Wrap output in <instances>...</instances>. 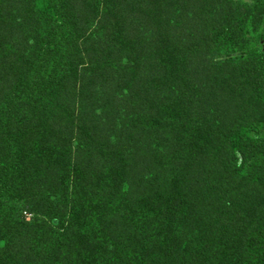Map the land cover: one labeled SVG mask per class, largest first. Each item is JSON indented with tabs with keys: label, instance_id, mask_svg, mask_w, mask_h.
I'll return each mask as SVG.
<instances>
[{
	"label": "rangeland",
	"instance_id": "rangeland-1",
	"mask_svg": "<svg viewBox=\"0 0 264 264\" xmlns=\"http://www.w3.org/2000/svg\"><path fill=\"white\" fill-rule=\"evenodd\" d=\"M101 2L100 8L104 3L106 7L99 13L101 17L92 26L89 19L94 16L96 9L91 1L53 0L56 13L63 21L73 24L72 37H68L60 34L61 29L50 14L38 12L34 0H0V131L7 128L8 124L19 126V121L29 116L25 124H28L34 136L38 135L36 141L40 143L38 150L30 151L28 160L23 162L21 173L6 174L5 163L0 165V178L5 174L0 182V206L4 198L10 200L12 206L14 201L18 205L14 210V218L18 223L12 219V227L5 231L2 237L6 241L26 240V233L29 232V237L34 234L35 230L31 227H38V223L28 225L36 214L24 205L26 203L23 196L30 194L28 199L34 201L39 192L47 191L51 199L48 203L56 205L58 196L46 190L42 182L44 183L49 175L59 173L62 189L65 190L67 183L71 184L70 199H74L62 201L60 204L63 205L60 206L51 207L45 204L43 207L49 210L51 207L53 214L70 213L67 205H72L77 218L81 217L87 221L88 225L94 228L92 231L97 237H108L102 240L100 252L103 258H96V264H107L108 259L111 263L113 259L117 264L121 261L119 254L127 259L126 257L132 258L138 252L131 250V246H145L142 240L124 239L122 232H118L114 224H108L110 218L106 214L108 212L112 218L115 214L121 216L129 204L124 200V196L128 186L131 183L134 186L132 170L126 168L133 158L131 150L136 149L139 154L146 152L148 142L158 147L164 146L167 151L176 155L173 163L177 167L171 172L169 183L173 186L178 181L187 179L191 189L195 174V179L200 184V191L196 194L191 191L192 193H182L171 198L157 195L154 186L153 191L142 189L147 195V200L127 210L128 215L139 211L142 216V230L153 228L160 234L167 233L171 236L175 228L184 222L182 233L189 238L191 229L201 224L200 218L216 217V214L210 213L211 207L224 206L223 187L217 186L214 178H209V173L202 177L201 174L203 171L208 172L213 162L222 164L220 155L211 148L213 137L218 132L217 126L226 131L225 123L233 122L237 106L244 98L248 101L249 94H253L251 87L246 91L238 83L242 73L239 75L234 66L226 63L225 59L229 58L225 54L226 47L230 45L231 50H236L241 38H254L235 26L247 20L252 13L255 16L254 21L260 20L261 13L254 12L252 6V11H248L242 0H233L232 7L241 5L239 12L242 15L229 23L221 19L220 5L223 4L219 0ZM116 21L123 30L132 31L134 42L131 45L110 39L109 30ZM212 27H215L219 34L216 35ZM93 30H98L94 38ZM31 36L33 40L29 43ZM51 36L52 41L64 37L55 48L63 57L54 52L50 57V64L45 62L48 73L44 78L38 79L34 68L38 48V45H35L37 42L41 45L46 43V37ZM116 50L122 53L138 51L133 62L140 60L143 64L146 59L149 60L145 63L146 68H138L139 77L136 74L138 80H144L145 86L158 82L157 78L151 75L154 64L161 65L163 62L170 65L180 76L176 84L181 89L177 91L184 90L183 98L193 100L195 117L202 115L200 125L196 128L188 127L189 123L185 119L160 117L158 112L162 107L169 106L172 102L170 96L176 94L170 82H167L165 88L156 91L158 97L155 92H151L149 99L135 97V106L131 103L134 98L128 100L121 95L116 100L115 96L106 91L113 87L115 79L118 78L119 83L126 87L137 82L130 80L133 77L128 71L121 72L106 66L108 58ZM240 65H243V62ZM234 71L236 75L233 74ZM217 75L224 81L219 82ZM23 92H26V95ZM84 96L91 99H84ZM46 98H50L54 105L50 106ZM254 106L256 111H259V108ZM114 108L120 110V115L114 113ZM135 112L136 117L133 116ZM109 113L114 117L110 118ZM116 120L131 122L126 139L117 138L114 144L109 146L95 141L86 153L78 154L75 139L76 132L81 127L91 128L93 132L98 131L101 141H107L106 135L111 132L115 134ZM106 123H110L112 128L105 126ZM134 130L137 134L135 137ZM121 132L123 130L119 131L118 136ZM93 140L95 139H83L87 144ZM177 158L182 159V163L178 162ZM163 163L167 167L162 166L157 170L159 173L170 171L172 168L171 160ZM135 184L140 185L139 182ZM233 193L239 197L246 195V191L239 187H236ZM260 196L264 198V193ZM149 203L152 206L146 208ZM97 207L105 209L101 227L98 224L103 211L98 212L93 223L91 214L82 215L87 212V208ZM39 214L44 216L45 212L39 211ZM70 225L64 218L60 225L55 227L63 230ZM106 228H109V232ZM38 232L41 234L40 238L46 237L44 228H38ZM115 234L118 237L112 239ZM48 238L52 239L49 235ZM110 240L113 242L109 243ZM111 247L116 251L113 254L108 251ZM175 248L172 244L167 246V249ZM123 249L127 252L121 253ZM193 261L190 256H185L183 260L172 264H198Z\"/></svg>",
	"mask_w": 264,
	"mask_h": 264
},
{
	"label": "trees",
	"instance_id": "trees-1",
	"mask_svg": "<svg viewBox=\"0 0 264 264\" xmlns=\"http://www.w3.org/2000/svg\"><path fill=\"white\" fill-rule=\"evenodd\" d=\"M88 1H91L96 9L94 16L89 19L92 26H94L95 21L101 17L99 13L103 12L106 5L104 3V6L100 8L102 4L101 0ZM219 1L223 4L220 5L222 7V11H220L221 19L227 20L230 23L242 15L239 12L241 5L232 7L233 0ZM242 1L245 2L244 6L248 11H252V6L254 12L261 13V17L260 20L256 19L254 21L253 18L255 16L252 13L247 20L235 26L236 29L253 35L254 38H246L245 40L244 36L240 39L236 50H231L230 45H228L225 54L229 58L225 59V61L228 65L234 66V70H237L239 75L242 73L238 83L246 91L248 87H251L253 94H249L248 101L244 98L239 106H237V113L233 117V122L230 121L227 124L224 122L227 127L226 131H222L217 126L218 132L213 137L211 148L217 155H220L222 164L213 162L212 168L210 170L208 169V172L203 171L201 174L202 177V175L204 176L209 173V178L213 177L215 184L223 187L224 197H222V200L227 209L224 206L211 207L210 213L216 214V217L212 219L210 217L200 218L201 224L191 229L189 238L182 233L181 228L184 222H181L175 228L171 236L167 233L164 235L163 233L160 234L156 230H153V228L147 227L142 230V216L139 211L137 210L132 215L127 214L129 207H137L139 203L147 200L145 198L147 195L142 192V189H151L153 191L152 186H154L156 187L155 193L157 195L161 194L162 196H169L171 198L174 195H180L182 193L194 192L196 194L200 191V184L195 179V174L191 189L188 186L187 179L178 181L173 186L169 183L171 172H174L177 167L173 163V160H175L174 156L176 155L167 151L164 146L158 144V147L156 144L153 145L148 142V151L146 152L139 154L136 149L131 150V156L133 158L126 168L132 170L131 178L134 180V186L131 183L124 196V200L129 202V204L123 210L121 216L115 214L112 218L108 212L106 214L110 218L108 224H114L113 226L118 229V232H122L124 239L133 238L135 241L142 240L145 246H131V250L138 252L132 258L126 257L127 259L119 254L121 261H118L117 264H172L178 260H183L185 256L187 258L190 256L194 260L193 262L198 264H264V198L260 196L261 193H264V190H262L264 188V0ZM34 2V6L39 13H48L51 15L59 25L61 35L72 37L73 30L71 29L73 24L68 21H63L56 13L53 7V0H34ZM212 30L216 31L217 29L212 27ZM97 31L93 30V38ZM217 34H219L218 31H216ZM109 36L110 39L120 41L126 45H131L134 42L132 31L123 30L118 21L109 30ZM46 38V43L41 45L37 42L35 45L36 47L38 45V48L34 68L36 69L38 79L44 78L48 73L45 62L47 61L48 65L50 64V57L55 54V48H57L60 39L64 37H58L53 41V36ZM30 40H33V36L29 38V43ZM103 52L107 53L105 50ZM137 52L128 51L122 53L116 50L108 58L109 60L106 62V66L109 69H118L121 72L128 71L127 73L133 77L130 80L137 82L130 83V87H126L121 85L117 78L113 83V87L106 91H109L115 96L116 100L121 95L128 100L134 98L131 103L135 106V97L149 99L152 96L151 92L156 93L158 89L165 88L167 82H170V86L176 91V94L170 96L172 100L171 104L162 107V110L158 112L160 117H177L185 119L189 123L188 127L196 128L199 126L202 115L199 117L194 116L193 100L183 98L184 90L177 91V89H181L176 84L180 76L170 68V65H165L160 61L161 65L154 64L152 69L153 73H151L152 76L157 78L158 82L145 86L144 80H138L136 74L139 77L138 68H146L147 65L145 63L149 62V60L146 59L143 64L140 60L133 62L137 58L135 56ZM236 52L239 53L236 55ZM59 56L63 57V55ZM241 62H243V65H240ZM249 67L250 69L248 70ZM235 72H233L234 75H236ZM219 77L218 75L216 76V78ZM223 81L224 79L219 78V82ZM23 94L26 95V92H23ZM14 96L16 97V94ZM85 98L89 97L84 96ZM235 98L236 96L234 95L233 99ZM46 102L50 106L54 105L50 98H46ZM114 105L116 104L114 103ZM254 105L259 108V111H256ZM244 110L246 111L244 112ZM114 113L120 115L121 112L114 108ZM45 114L49 113L45 112ZM109 115L110 118L114 117L112 113H109ZM136 115L137 112L133 114L134 117ZM28 117L19 121V126H11L8 124L7 128L0 131V165L5 163L6 174L13 175L21 173V166H24L23 162L28 160L30 151H36L38 150L37 147L40 146V143L36 141L38 135L34 136L28 124H25ZM71 121L73 122V120ZM115 124V134L111 132L109 135H106L105 139L107 141H101L102 138L98 136V131L93 132L91 128L81 127L76 132L77 138L75 139L78 154L86 153L87 149L95 141L102 145L105 143V146H109L110 144H114L117 138L126 139L129 135L128 130L131 122H118L116 120ZM105 126L112 128L110 123H106ZM120 130H123V132L118 136ZM133 132L135 133V137L137 135L136 131L134 130ZM83 139L95 140L87 144ZM198 151H201V149H198ZM177 159L178 162L182 163V159ZM48 160L49 158L47 157L46 161ZM166 160L172 161V168L170 171H162V173H159L157 170L161 169L162 166L167 167L163 163ZM4 175L1 176L0 182ZM68 179H70L69 176ZM135 182H139L140 185L136 186ZM42 184L46 190L54 192L58 196V199L56 205L54 202V205H50L48 200L51 201V199L47 191L43 193L39 192L38 197L34 201L28 199V197H31L30 194L23 196V200L26 203L24 205L36 214V217H33L32 222L29 221L30 223L28 225L38 223V227H31L35 230L34 234H31L29 237V232L26 233V240L24 241L20 242L19 239L6 241L2 237V234L5 231H9L12 227V219L18 223L14 218V210L18 206L16 202L14 201L12 206L10 200L7 198L2 200V206H0V264H96V258H103L100 252L102 240L104 238L108 239V237H97L92 231L94 228H91L87 221H84L81 217L77 218L74 211L75 208L72 205H67L70 213H52V206H60L63 205L60 202L73 201L74 199H70L71 184L68 185L67 183L65 190L62 189L59 173L49 175ZM236 187H239L242 191H246V195L243 197L236 196L233 193ZM246 197L247 200H245ZM45 204L51 206L50 210L43 207ZM151 206L152 204L149 203L146 205V208ZM104 210L98 207L95 209L87 208L86 213H81L82 215L91 214L93 223L94 219L97 218L98 212L103 211L98 224L101 227L105 215ZM39 211H44L45 215L41 216ZM64 218L71 225L63 230L57 229L55 226L60 225ZM38 228H44L46 233L44 239L40 238L41 234L38 232ZM106 229L109 232V228ZM101 230L103 231V229ZM48 235L52 239L48 238ZM117 237L118 235L115 234L112 239H116ZM112 242L110 240L109 243ZM171 244L175 245L176 248L167 249V246ZM108 251L110 254L116 252L114 247L109 248ZM126 252L125 249L121 251V253ZM111 260L112 263L108 259L107 264H115L113 259Z\"/></svg>",
	"mask_w": 264,
	"mask_h": 264
}]
</instances>
